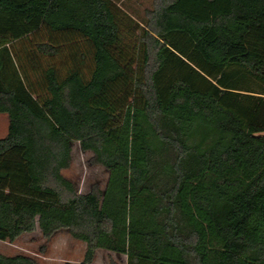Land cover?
<instances>
[{"label": "trees", "instance_id": "trees-1", "mask_svg": "<svg viewBox=\"0 0 264 264\" xmlns=\"http://www.w3.org/2000/svg\"><path fill=\"white\" fill-rule=\"evenodd\" d=\"M0 240L60 229L126 264H264V0H0ZM107 171L78 192L72 147ZM0 264H38L0 253Z\"/></svg>", "mask_w": 264, "mask_h": 264}, {"label": "rangeland", "instance_id": "rangeland-1", "mask_svg": "<svg viewBox=\"0 0 264 264\" xmlns=\"http://www.w3.org/2000/svg\"><path fill=\"white\" fill-rule=\"evenodd\" d=\"M153 0H119L121 7L136 20L144 19L146 9L152 7ZM8 117L0 113V137L7 132ZM69 166L62 174L71 180L78 192L101 190L107 178V171L99 165L89 151H83L79 143L72 147ZM85 243L71 236L67 229H60L50 237L42 236L36 228L32 232L23 233L13 242L0 240V253L13 255L23 253L34 257L38 264H65L83 259ZM123 254H116L105 249H97L93 264H126Z\"/></svg>", "mask_w": 264, "mask_h": 264}, {"label": "crops", "instance_id": "crops-1", "mask_svg": "<svg viewBox=\"0 0 264 264\" xmlns=\"http://www.w3.org/2000/svg\"><path fill=\"white\" fill-rule=\"evenodd\" d=\"M7 115V114H6ZM7 125H8V122H7ZM7 133V132H6Z\"/></svg>", "mask_w": 264, "mask_h": 264}]
</instances>
